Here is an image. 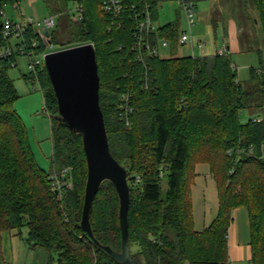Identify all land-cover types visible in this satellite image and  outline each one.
Returning a JSON list of instances; mask_svg holds the SVG:
<instances>
[{"label": "trees", "instance_id": "obj_1", "mask_svg": "<svg viewBox=\"0 0 264 264\" xmlns=\"http://www.w3.org/2000/svg\"><path fill=\"white\" fill-rule=\"evenodd\" d=\"M123 1V12L115 16L104 0H46L51 16L58 17L50 36L31 23L24 37L29 47L37 42L38 52L88 42L96 46L110 150L128 171L133 264H229V228L233 211L241 207L248 212L252 264H264L262 68L252 66L250 79L242 81L230 53L164 56L150 54L144 45L136 48L146 4L156 21L160 0ZM9 2L0 0V49L11 43L1 34V11ZM253 4L264 29V0ZM81 6L83 16L77 19ZM179 29V20H173L144 41L156 46L167 38L179 44ZM16 59L17 54L0 57V241L4 232L26 227L28 242L46 250L48 264H123L80 225L88 179L83 138L60 120L45 64L39 83L51 112L52 168H72L66 179L73 186L53 190V169L48 172L36 161L14 108L20 94L9 71ZM24 77L33 80L31 73ZM127 91L133 93L130 114L121 105ZM202 161L211 165L220 204L212 223L199 230L192 186ZM90 221L101 244L122 250L120 199L112 182L102 184Z\"/></svg>", "mask_w": 264, "mask_h": 264}, {"label": "rangeland", "instance_id": "obj_2", "mask_svg": "<svg viewBox=\"0 0 264 264\" xmlns=\"http://www.w3.org/2000/svg\"><path fill=\"white\" fill-rule=\"evenodd\" d=\"M196 5L197 21L192 28V35L195 44L199 40L205 42L204 50L197 45L193 48L192 42L176 45L170 43L169 47L160 48L161 55H213L216 46L218 49L222 47L223 40L225 42L234 41L231 57L237 66L239 79L249 80L252 66L262 68L264 72V29L261 20L258 21L260 17L253 0H197ZM4 11L6 16L16 22H28L32 19L36 30L42 28L45 19L51 16L46 0H17L15 4L10 0ZM173 20H179L180 32L187 30L191 34L180 1L160 0L156 25L162 26ZM53 28L51 27V30ZM10 41L15 47L17 40L11 39ZM235 42L238 44L235 45ZM38 58L43 61L41 53ZM29 61L28 55L17 54V59L13 62L15 65L9 71L20 94L14 103V108L26 125L29 143L36 161L43 169L50 172L53 169L51 112L45 110V100L40 83H33V80L24 77L30 73ZM247 114L248 111H245L243 118H246ZM261 115H263L262 112ZM195 171L196 176L192 186L194 220L196 228L201 230L211 224L217 216L220 203L217 181L210 163L198 162ZM241 210L244 214H248L246 208L241 207ZM247 217L244 218L246 231L249 230ZM27 235L28 228L26 227L21 231L13 229L5 232V237L12 240V245L10 244L6 251L5 246L4 248L2 246L0 259L3 263L7 264L11 261L14 264L48 263L46 250L42 247L31 249ZM11 258L13 260H9ZM232 264H252V262H232Z\"/></svg>", "mask_w": 264, "mask_h": 264}, {"label": "water", "instance_id": "obj_3", "mask_svg": "<svg viewBox=\"0 0 264 264\" xmlns=\"http://www.w3.org/2000/svg\"><path fill=\"white\" fill-rule=\"evenodd\" d=\"M47 37L50 31L42 26ZM58 101L59 118L83 138L88 179L81 227L85 234L111 257L133 264L129 247V207L131 202L127 169L110 150V141L100 103V73L96 46L82 43L49 51L44 55ZM105 181L112 182L120 199L122 250L101 244L94 236L90 214L94 199Z\"/></svg>", "mask_w": 264, "mask_h": 264}, {"label": "built area", "instance_id": "obj_4", "mask_svg": "<svg viewBox=\"0 0 264 264\" xmlns=\"http://www.w3.org/2000/svg\"><path fill=\"white\" fill-rule=\"evenodd\" d=\"M182 6V9L185 12L186 21L189 26V29L191 31V34L187 30H183L180 33L179 41L181 44H186L188 42H192V47L195 48L197 45L201 50H204V44L205 42L203 40H199L196 44L193 39L192 35V28L196 24L197 18H196V3L193 0H179ZM104 8L114 14L115 16H118L121 12L124 10V1L123 0H104ZM81 12H78L77 19L82 18L83 12H82V6L80 9ZM1 14L3 16L2 20V29L1 34L5 39H16L17 42L15 44V47L9 43L2 49H0V57H7L12 54H22V55H28L30 57L29 61V68L30 73L33 75V83L39 82V74L41 68H43V65L45 64L44 61V55L47 53L45 52H38L36 51L37 42L34 41L32 43V47H29L28 44L25 42V33L27 32L29 24L32 23V19H30L28 22H16L12 18L6 16V12L4 10L1 11ZM56 23L55 16H50L45 19L44 25L48 27V29H51V27H54ZM157 28L156 21H154L151 11H150V5L149 3L146 4V12L144 17L138 22V30L136 32L139 40L137 41L135 47L142 49V46H146L145 48L150 54H158L160 53L161 47H169L170 41L167 38H161L158 42V45L152 46L151 43L148 41H144V36L149 35L152 31H154ZM42 30V29H41ZM49 52V51H48ZM42 54L43 61L38 58L39 54ZM219 54H229L230 48L226 43H223L222 47L218 50ZM141 57H143V54H140ZM15 64L12 63V66ZM235 67V66H234ZM237 67V66H236ZM147 86V85H146ZM122 107L125 110L126 114H130L133 111L132 101H133V93L131 91L124 92L122 97ZM45 110H47V107L45 105ZM131 120L128 117L127 118V124L130 125ZM72 168L66 167L62 170L53 169L51 179L53 180L52 183V189L59 191L64 186L72 187L73 184L70 180L66 179V177L69 174V171Z\"/></svg>", "mask_w": 264, "mask_h": 264}, {"label": "crops", "instance_id": "obj_5", "mask_svg": "<svg viewBox=\"0 0 264 264\" xmlns=\"http://www.w3.org/2000/svg\"><path fill=\"white\" fill-rule=\"evenodd\" d=\"M223 43H226L228 45L231 54L233 50L232 44L234 43V41L225 42V40H223ZM237 44L238 43L235 42V45ZM217 50L219 49L216 46L215 50H213V53L214 54L217 53L218 52ZM246 216H248V214H244L241 208H237L233 211V219L231 221V225L228 233L229 264H232V262H245V261L252 262L253 253L250 244V228L248 231H246L245 223H244V218L246 219ZM10 244L12 245V240H9V238L5 237V232H4L2 234V239L0 241V250L2 246L3 248L5 246L4 250L6 251V249H8L7 247H9ZM36 248L38 247H34V248L31 247V249H36ZM47 259H48V254H47ZM9 260H13V259L11 258ZM0 264H3L2 259H0ZM7 264H14V263H12L11 261L8 262Z\"/></svg>", "mask_w": 264, "mask_h": 264}]
</instances>
